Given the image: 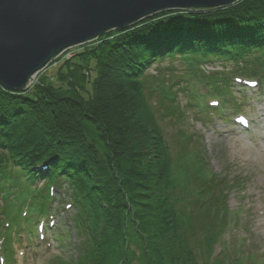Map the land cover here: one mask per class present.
Here are the masks:
<instances>
[{"label": "trees", "instance_id": "obj_1", "mask_svg": "<svg viewBox=\"0 0 264 264\" xmlns=\"http://www.w3.org/2000/svg\"><path fill=\"white\" fill-rule=\"evenodd\" d=\"M98 40L32 88L0 85V252L7 263L12 240L35 234L33 218L51 214L56 188L72 210L77 256L49 264H259L223 240L230 182L210 171L183 130L186 145L173 152L160 122L185 120L178 90L201 111L210 108L175 76L146 70L179 57L217 97L229 94V80L199 75L213 59L264 83V0L164 10Z\"/></svg>", "mask_w": 264, "mask_h": 264}, {"label": "rangeland", "instance_id": "obj_2", "mask_svg": "<svg viewBox=\"0 0 264 264\" xmlns=\"http://www.w3.org/2000/svg\"><path fill=\"white\" fill-rule=\"evenodd\" d=\"M98 39L99 37L86 44L95 45L99 42ZM81 48L82 45H79L64 51L57 57L59 59L56 62L57 58L34 76L28 88H32L42 76H52L63 60L72 58ZM234 70L232 62L219 59L202 64L199 75L227 78L229 87L225 91L229 94L219 98L206 96L205 102L199 100L210 108V111L203 112L194 105L196 101H191L178 90L177 99L185 111V120L167 118L160 122L173 152L186 145L182 140L184 137L179 135L180 130H183L186 137H191L193 142L189 147L200 150L206 157L210 171L220 174L230 182L232 187L228 193L229 227L223 240L237 242L243 251L252 252L258 263L264 264V83L258 77H252L250 74L238 75ZM146 72L147 76L154 77L175 76L177 80H181L180 84L186 85L190 94L209 92L202 81L190 77L191 72L179 57L154 62ZM237 77H241V83L236 82ZM249 79H257L258 86L254 89L248 88L245 81ZM208 87L211 88L210 85ZM237 114L247 115L253 120L250 129L243 130L234 124ZM42 184V181L36 183L37 187ZM54 194L52 216L46 219L44 240L38 229L37 233L31 236L21 232L12 240V259L8 264H49L58 257L71 259L77 256L78 239L74 231H71L72 210L65 209L66 203L60 202L65 198V190L54 188ZM52 218L56 221L54 228L48 227ZM33 221L36 223L35 218ZM222 249L218 244L213 256L218 255Z\"/></svg>", "mask_w": 264, "mask_h": 264}, {"label": "water", "instance_id": "obj_3", "mask_svg": "<svg viewBox=\"0 0 264 264\" xmlns=\"http://www.w3.org/2000/svg\"><path fill=\"white\" fill-rule=\"evenodd\" d=\"M239 0H0V85L26 90L64 51L164 10L230 6Z\"/></svg>", "mask_w": 264, "mask_h": 264}]
</instances>
